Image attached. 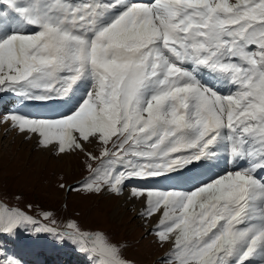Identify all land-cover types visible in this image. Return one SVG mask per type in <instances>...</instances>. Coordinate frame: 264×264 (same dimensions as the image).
Listing matches in <instances>:
<instances>
[{"label":"snow or ice","instance_id":"6c2138e0","mask_svg":"<svg viewBox=\"0 0 264 264\" xmlns=\"http://www.w3.org/2000/svg\"><path fill=\"white\" fill-rule=\"evenodd\" d=\"M4 92L52 111L0 123L85 156L70 191L128 189L170 246L162 264H264V0H0ZM51 215L0 206V236L133 264L102 231L41 223Z\"/></svg>","mask_w":264,"mask_h":264},{"label":"rangeland","instance_id":"374dc122","mask_svg":"<svg viewBox=\"0 0 264 264\" xmlns=\"http://www.w3.org/2000/svg\"><path fill=\"white\" fill-rule=\"evenodd\" d=\"M5 95V92L0 93V98ZM5 101L6 104H0V117L16 109L11 101ZM12 107L14 109L9 112ZM16 132L9 123H0V206L28 211L37 219L44 212H49L52 214L50 219L55 220L57 225H66L74 220L84 230L106 233L112 241L130 240L131 245L124 248L120 243L123 255L153 264L161 249L152 243L155 238L148 235V227L138 217L141 209L139 202L133 203L125 199V202H131L125 206L120 198L124 196L88 195L70 191L69 186H76L88 175L85 156L75 153L56 156L48 151L43 152L29 136L20 140ZM93 150L95 151L94 146ZM72 181L74 182L71 183ZM61 183L65 185L63 189L59 187ZM125 193H128V189H125ZM28 205L32 206L31 210H28ZM41 223L51 224L50 221ZM56 224L51 226L60 229ZM45 235L41 234L36 239L21 230L16 235V239L21 242L5 235L0 236V243L3 244L5 254L10 249L6 246L11 244L19 254L18 249L29 245L32 240L36 254L45 258L48 264H88L84 254L68 248V245L57 246L49 236L43 237ZM48 247L52 250L46 254ZM169 247L164 246L166 253ZM2 258L0 255V259Z\"/></svg>","mask_w":264,"mask_h":264},{"label":"bare ground","instance_id":"6f19581e","mask_svg":"<svg viewBox=\"0 0 264 264\" xmlns=\"http://www.w3.org/2000/svg\"><path fill=\"white\" fill-rule=\"evenodd\" d=\"M5 93H6L5 97L0 98V104H2V105L3 104H6L5 99L7 101H11L12 102L11 105L13 104L14 108H16L15 111L16 110H20L23 113L32 114V115H35V114H48V113H50L52 111L51 108H48V107H45V106L39 105V104L28 103L27 106H25L24 103H22L19 100V98H17L11 92H5ZM9 97H10V99H8ZM55 107L59 108L61 106L57 105ZM14 108L13 107L12 108H9V112L12 109H14ZM31 111H33V112H31ZM12 112H14V111H12ZM16 133L19 135V139L20 140L21 139H24L25 137H27V135H22V134H19L18 132H16ZM32 140L36 143V145H38L37 142H36V140L34 138H31V141ZM22 141H21V143H22ZM38 149L43 150L40 147ZM43 152H46V151L44 150ZM162 183H166V182H162ZM123 196L124 197H120V198H121V203L125 204V206H127L128 203H131V202L135 203L132 200H131V202H125V199H128L127 193H125ZM139 206H140V204H139ZM48 248H50V250ZM48 248H46V254H48L52 250L51 247H48ZM18 252H20V253L18 254L17 252H15V250H13V249L10 248V249H8L6 251V254L7 255H13L16 258H20L21 264H48L46 262L45 258H42L41 255L36 254V249L33 246V241L32 240L30 241V244L29 245H26L24 247L19 248L18 249ZM29 261H31L32 263H29Z\"/></svg>","mask_w":264,"mask_h":264},{"label":"trees","instance_id":"16d2710c","mask_svg":"<svg viewBox=\"0 0 264 264\" xmlns=\"http://www.w3.org/2000/svg\"><path fill=\"white\" fill-rule=\"evenodd\" d=\"M125 240H127V239L117 240V241H114V242H119V243L122 242V245H123V243L125 242ZM127 241L128 242H131L130 240H127ZM124 257L127 258V259H129V260H131V261H133V264H149L148 262L143 263V262L137 261L135 259L128 258L126 255H124Z\"/></svg>","mask_w":264,"mask_h":264}]
</instances>
